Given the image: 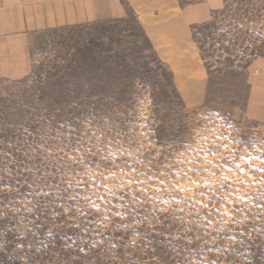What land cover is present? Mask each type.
I'll list each match as a JSON object with an SVG mask.
<instances>
[{
    "label": "rangeland",
    "instance_id": "374dc122",
    "mask_svg": "<svg viewBox=\"0 0 264 264\" xmlns=\"http://www.w3.org/2000/svg\"><path fill=\"white\" fill-rule=\"evenodd\" d=\"M191 32V47L160 44L135 16H129L35 35L29 76L20 81L0 79V151L16 159L14 183L27 188L32 177L39 176L36 187L45 180L49 181L45 188L55 187L49 172L55 173L56 165L42 157L28 163L24 152L41 144L57 147L59 137L44 136L45 128L67 131L89 118L100 124L107 121L125 141L145 137L147 144L177 151L191 148L193 137L206 138L200 134L218 130L215 140L226 143L217 148L239 145L248 152L229 162V171L239 169L243 161L252 168L250 179L264 173V167L252 165L253 160L264 163V155L254 151L264 144V119L248 113L250 77L261 74L252 65L264 58V0H224L210 20L194 25ZM260 183L264 177L253 186ZM261 200L264 188H258L252 206L260 207ZM90 231L81 230L69 218L63 228L52 230L54 244L41 233L25 238L21 247L31 264L54 259L56 264H92L93 260L100 264L103 249L86 258L84 253L92 249H79L73 243ZM96 235L89 237V245L96 242ZM148 242L156 249L149 255L170 264L164 255L170 241L153 235ZM29 244L40 247L28 249ZM44 249L50 250L48 255H36ZM257 262H264V252Z\"/></svg>",
    "mask_w": 264,
    "mask_h": 264
},
{
    "label": "clouds",
    "instance_id": "9594fccd",
    "mask_svg": "<svg viewBox=\"0 0 264 264\" xmlns=\"http://www.w3.org/2000/svg\"><path fill=\"white\" fill-rule=\"evenodd\" d=\"M218 134L201 133L206 138L193 137L191 148L177 151L147 144L145 137L125 141L107 121L90 118L67 131L45 128L44 136L59 137L57 147H29L24 156L28 163L42 157L56 165L55 173L49 172L56 186L47 188L48 180L35 186L39 176L32 177V186H17L16 159L0 151V264H31L21 247L24 239L44 233L54 244L52 230L69 218L81 230L91 229L73 243L92 249L86 258L103 249L100 264H163L161 256L149 255L156 252L148 242L153 235L170 241L164 253L170 264H258L264 252V200L260 207L252 201L264 183L253 185L264 173L250 179L252 168L243 161L239 169L246 171H229V162L248 152L239 145L220 150L217 145L226 142L215 140ZM254 151L264 155V144ZM252 165L264 167L255 160ZM93 232L96 242L89 245Z\"/></svg>",
    "mask_w": 264,
    "mask_h": 264
},
{
    "label": "crops",
    "instance_id": "0c3cea01",
    "mask_svg": "<svg viewBox=\"0 0 264 264\" xmlns=\"http://www.w3.org/2000/svg\"><path fill=\"white\" fill-rule=\"evenodd\" d=\"M224 0H0V79L20 81L32 71L31 45L38 33L135 16L160 44L191 47V27L212 18ZM182 51V50H180ZM248 113L264 119V58L257 59Z\"/></svg>",
    "mask_w": 264,
    "mask_h": 264
}]
</instances>
